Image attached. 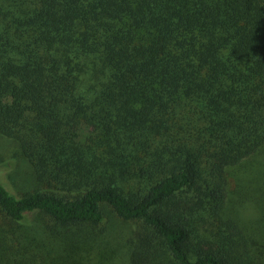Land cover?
Listing matches in <instances>:
<instances>
[{"label": "trees", "instance_id": "1", "mask_svg": "<svg viewBox=\"0 0 264 264\" xmlns=\"http://www.w3.org/2000/svg\"><path fill=\"white\" fill-rule=\"evenodd\" d=\"M0 136V264H264V0H0Z\"/></svg>", "mask_w": 264, "mask_h": 264}, {"label": "rangeland", "instance_id": "2", "mask_svg": "<svg viewBox=\"0 0 264 264\" xmlns=\"http://www.w3.org/2000/svg\"><path fill=\"white\" fill-rule=\"evenodd\" d=\"M0 152H1V158L5 162V164H2V174H7L8 178L12 181V183L15 185L18 192L23 193L29 190H32L36 188L37 182L34 181V176L32 174V168L29 164L22 163L21 158V151L18 145L14 142H12L10 139L0 136ZM22 159V158H21ZM9 169V171H7ZM7 172V173H6ZM256 178V174L254 172V168L252 172H250V175L248 176V181L246 183H242V191H245L248 189L246 196H243L241 199H244V202L241 204L242 211L244 215H247V208L251 207L252 202L250 203V192H251V185L253 186L254 180ZM234 191L239 192V186H233L232 187ZM241 194V192H240ZM240 194H238L237 197L239 198ZM249 194V195H248ZM2 218V215L0 216V219ZM4 218V215H3ZM37 219H41V216H38ZM48 218L46 217L45 220ZM136 222H129V223H121L120 226L123 229L125 234L133 233L135 230L132 227H135ZM24 232H27V228H23ZM35 237L36 234H34ZM57 253V250L50 253V256H55ZM116 259H119V255H116Z\"/></svg>", "mask_w": 264, "mask_h": 264}]
</instances>
